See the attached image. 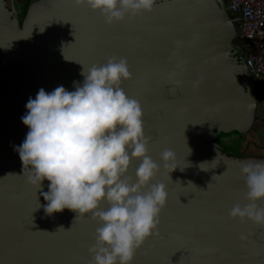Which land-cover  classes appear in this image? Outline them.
Wrapping results in <instances>:
<instances>
[{
    "label": "water",
    "instance_id": "95a60500",
    "mask_svg": "<svg viewBox=\"0 0 264 264\" xmlns=\"http://www.w3.org/2000/svg\"><path fill=\"white\" fill-rule=\"evenodd\" d=\"M225 7L156 0L152 12L109 25L73 0L33 2L21 21L16 1L0 0V264H91L99 225L88 214L74 222L68 209L47 214L50 181L29 183L16 149L29 132V98L41 88L74 91L84 67L111 57L127 60L131 77L121 87L142 107L149 156L160 167L153 183L167 191L159 234L132 264H264V228L229 216L247 203L243 164L264 157L229 155L214 142L248 135L260 115L258 83L231 45L238 27ZM166 149L175 153L172 173L161 159ZM138 166L132 162L133 180Z\"/></svg>",
    "mask_w": 264,
    "mask_h": 264
},
{
    "label": "clouds",
    "instance_id": "9594fccd",
    "mask_svg": "<svg viewBox=\"0 0 264 264\" xmlns=\"http://www.w3.org/2000/svg\"><path fill=\"white\" fill-rule=\"evenodd\" d=\"M73 3L99 11L112 25L152 12L156 0ZM81 74L83 84H76L74 91L58 86L49 93L41 88L35 99L29 98L22 117L29 132L16 150L24 170L29 169V183L40 188L45 179L50 181L43 193L47 214L68 209L76 213L74 222L88 214L99 225L89 248L91 264H132L136 251L159 234L166 186L153 183L160 167L149 156L142 107L121 87L131 77L126 58H108L105 64L84 67ZM161 159L170 173L177 169L171 149ZM133 161L139 162L135 180L128 175ZM241 173L247 203L233 206L229 216L264 228L259 203L264 202V161L244 163Z\"/></svg>",
    "mask_w": 264,
    "mask_h": 264
},
{
    "label": "built area",
    "instance_id": "2783aa9c",
    "mask_svg": "<svg viewBox=\"0 0 264 264\" xmlns=\"http://www.w3.org/2000/svg\"><path fill=\"white\" fill-rule=\"evenodd\" d=\"M238 34L232 47L248 73L264 86V0H224Z\"/></svg>",
    "mask_w": 264,
    "mask_h": 264
},
{
    "label": "crops",
    "instance_id": "0c3cea01",
    "mask_svg": "<svg viewBox=\"0 0 264 264\" xmlns=\"http://www.w3.org/2000/svg\"><path fill=\"white\" fill-rule=\"evenodd\" d=\"M40 0H16V6L19 11H24L33 2H38ZM260 92V115L257 119L256 128L254 131L250 132L245 136V142L242 145V149L247 150L250 156L253 157H264V146H259L262 141H264V86L258 84ZM257 142L253 143L252 141ZM245 153V152H244Z\"/></svg>",
    "mask_w": 264,
    "mask_h": 264
},
{
    "label": "rangeland",
    "instance_id": "374dc122",
    "mask_svg": "<svg viewBox=\"0 0 264 264\" xmlns=\"http://www.w3.org/2000/svg\"><path fill=\"white\" fill-rule=\"evenodd\" d=\"M8 3L10 5V1H8ZM244 137L245 134H236V133H232L230 135L229 134L217 135L216 143L220 145L222 150L226 153L237 155L245 152L243 154V157H246L250 155L247 150L244 151V149H242V145L245 142ZM250 141H252L253 143H257L251 139ZM261 143H264V141H262ZM259 146H264V145L259 144Z\"/></svg>",
    "mask_w": 264,
    "mask_h": 264
},
{
    "label": "trees",
    "instance_id": "16d2710c",
    "mask_svg": "<svg viewBox=\"0 0 264 264\" xmlns=\"http://www.w3.org/2000/svg\"><path fill=\"white\" fill-rule=\"evenodd\" d=\"M25 11H26V9L24 10V14H25ZM227 14H228V16H229V18L231 17V14L229 13V12H227ZM23 18V17H22ZM237 55L239 56V54L237 53ZM240 57V56H239ZM230 134H232V133H229V135ZM237 134V133H236ZM219 135H226V134H219ZM245 136H247V135H245ZM244 140H245V138H244ZM214 142L216 143V138H215V140H214ZM219 147H220V145H219ZM221 148V147H220ZM222 149V148H221ZM226 153V152H225ZM226 154H229V155H234V154H230V153H226ZM243 154L244 153H241V154H237V155H234V156H238V157H243Z\"/></svg>",
    "mask_w": 264,
    "mask_h": 264
},
{
    "label": "flooded vegetation",
    "instance_id": "af4514ba",
    "mask_svg": "<svg viewBox=\"0 0 264 264\" xmlns=\"http://www.w3.org/2000/svg\"><path fill=\"white\" fill-rule=\"evenodd\" d=\"M16 1V0H15ZM8 7H10V5H9V3H8ZM17 7V6H16ZM18 9V8H17ZM24 11H19V9H18V13H19V19H20V21L22 20V17H23V15H24V13H23Z\"/></svg>",
    "mask_w": 264,
    "mask_h": 264
}]
</instances>
